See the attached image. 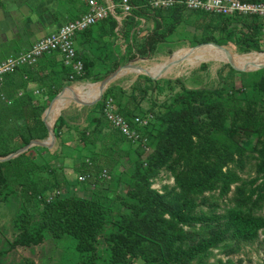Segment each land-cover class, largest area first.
I'll use <instances>...</instances> for the list:
<instances>
[{
	"label": "trees",
	"instance_id": "obj_1",
	"mask_svg": "<svg viewBox=\"0 0 264 264\" xmlns=\"http://www.w3.org/2000/svg\"><path fill=\"white\" fill-rule=\"evenodd\" d=\"M148 1L130 0L134 8L121 27L126 43L122 53L114 44L117 23L111 15L75 35L81 39L76 56L83 64L82 74H75L58 52H51L42 54L33 64L17 66L0 76V156L32 139L47 137V128L41 121L47 104L35 102L32 90L27 88L30 83L48 88L47 98H53L65 86L63 83L100 81L119 62L136 55L159 53L160 45L168 42L177 26L189 18L188 13L203 19L196 25L203 32L192 37V44H233L238 53L264 52V16L207 13L181 4L151 8ZM65 2H71V18L86 11L79 0ZM140 17L151 21L152 28L137 41L134 29ZM91 50L99 54L92 58ZM206 66L201 63L199 68ZM227 67L229 73L224 82L239 75V87L231 81L229 89L181 85L179 91L162 102L159 110L151 106L148 113H134L128 106L131 93L125 96L123 90L109 84L87 113L86 125L77 127L81 146H92V154L80 159L77 166L80 177L85 176L79 183L90 182L94 186L89 197L75 192L58 193L50 199L44 196L49 189L59 191L64 178L46 162L40 166L34 161L31 151L39 146L0 161V192L18 193L21 198L15 217L18 229L15 243L30 246L41 242L45 234L54 239L68 235L74 239L76 250L86 256L77 264H93L99 235L106 232L111 264H137L138 258L143 260L142 264H201L213 249L220 248L228 256L241 242H254L259 232H264V216L257 213L264 203V68L242 72ZM139 78L149 84L153 82L158 91L162 90L158 82L171 90L172 84L181 82L179 78L154 80L138 75L132 92L147 93L148 87L140 86ZM108 98L117 103V112L134 127L137 126L134 117L148 119V124L139 127V140L128 139L112 128L104 114ZM66 121L62 114L55 119L56 139L60 138L63 126L70 128ZM7 122H14L15 143L2 134ZM252 139L253 175L243 178L240 172L245 167ZM96 142L101 144L99 152L93 151ZM121 142H126L129 150H120ZM145 147H152V151L146 154ZM123 153L130 158L131 169L111 173L108 166L114 163L113 157ZM41 169L47 172L46 176L39 174ZM103 169L111 181L106 188H99L97 180H102L99 176ZM161 170L174 179L172 186L164 185L158 191L151 187V181ZM211 192L220 197L231 193L232 205L217 213L216 204L205 195ZM33 212L39 219L34 220ZM19 264L34 263L25 260ZM217 264L233 263L227 258Z\"/></svg>",
	"mask_w": 264,
	"mask_h": 264
},
{
	"label": "rangeland",
	"instance_id": "obj_2",
	"mask_svg": "<svg viewBox=\"0 0 264 264\" xmlns=\"http://www.w3.org/2000/svg\"><path fill=\"white\" fill-rule=\"evenodd\" d=\"M61 1L62 0H60V2ZM68 4L71 5V2ZM188 16L189 18L183 20L177 26L175 33L170 39H168V42L160 45L159 53L143 57L136 55L131 60L121 63L119 62L118 66L127 62H132V64L137 65L131 69L121 70L115 80L110 83L123 90L125 96H128L131 93L132 98L128 101V106L130 109H134V113H148L150 112L149 108L151 106L155 111L159 110L162 102H166L171 94L179 91L181 85L187 88H221L222 86L225 89H229L231 81L236 87H239V75H235L232 80L224 82V78L227 77L229 73L227 65L232 64L236 67H250L264 63V52L252 51L243 54L238 53L233 44H225L223 48H217L218 46L210 44L203 45L209 46V48L200 46L193 50L190 49L191 46L195 45L191 42L192 37L195 35L199 36L203 32L201 27L196 26L203 19H201L202 17H196L195 14L188 13ZM4 25L11 26V20L9 22L4 21ZM141 38L142 36H138L136 39L137 41H140ZM80 40L79 36H76V48L77 45L79 46ZM15 50L16 49L13 50V47L9 49V51H11L10 53H13ZM119 51L122 53V50L119 49ZM91 52V57L92 55L95 56L99 54L98 51L91 50ZM13 54L15 55L16 53ZM5 58H0V62L5 60ZM117 59L119 58L117 57ZM234 61H236L238 65L234 64ZM171 62L177 63L167 67ZM201 63H206V68H199ZM239 71L248 72L245 70ZM139 72H145L149 76L160 75V78L158 79L179 78L181 82L180 84H172L173 90H171L170 87H167L165 83H162V81L158 82V88H162L161 91H158L155 89L153 82L149 84L139 78V85H146L148 91L145 94L140 93L139 91L132 92L131 86L136 77L138 75H143L142 73L138 74ZM219 74H222L221 78L219 77ZM98 81L92 82L88 79L72 81L70 84L63 83L65 86L62 89L65 88V91L68 92L70 88L75 95H73V97H70L69 95L63 97L64 94L61 95L58 97L60 102L57 103V105H53L54 97V99L47 98V96H49L47 95L48 88L39 87V84L37 83H30L27 87L29 90H32L34 100L35 102L40 103L39 105H43V103L48 105V103L51 102V108L48 115L46 114L45 121L48 127H51L53 121H55V119L61 114L67 119L66 122H71L69 123V129L65 126L61 128L59 138L61 141L55 139L54 145L51 148H47V150L43 149L44 147H39L33 148L31 151L34 161L37 162L38 165L41 166L46 162L45 165L56 170V172L64 178V181L60 184L59 191L52 188L45 193L44 196L47 199L54 197L58 193L59 195H65L70 192H75L78 196L89 197L90 191L94 190V186L90 182H86L83 185L79 183L80 171L77 169L80 159L88 158L92 154V146H81L79 131L77 130L78 126L84 127L86 125L85 118L87 113L92 110V105L81 107L76 105L71 99L75 97L82 101L93 100L99 93ZM35 90L38 92L36 93ZM80 91L86 94L80 93ZM88 93L90 95L86 97ZM114 104L117 108V103ZM150 117L151 116L148 115V118ZM13 127L14 122H7L3 125L2 131L3 136L11 143H15L17 140L13 137ZM254 143V139H252V143L247 150L248 158L245 167L243 171L240 172L243 178H248L250 175H253L254 153L251 149L254 146ZM100 148L101 144L96 142L93 151L99 152ZM118 148L124 151L129 150L126 142L119 143ZM150 151H152V147H145L146 154L150 153ZM108 153L110 154L111 151L108 150ZM113 159L114 163H111L108 166L111 173L113 171L115 172V170L121 171L124 169H131L130 158L126 154H119V156H115ZM46 173L47 172L42 169L39 171V174L42 176H46ZM173 179L174 178H172L167 171L161 170L158 176L152 179L151 187L161 191L162 186L164 185L172 186ZM110 181V177L108 178V181L107 179L106 181L98 179L97 187L106 188ZM205 195L209 202H214L216 204L215 210L219 214L223 213L225 208L232 205L230 202L231 193L225 197L218 196L217 192L206 193ZM20 204L21 198L18 193L7 195L4 190L0 192V264H19L25 260L32 261L34 264H77L81 259L86 258L84 254L76 250L74 239L68 235H63L59 239H54L50 235L45 234L43 240L38 244L30 246H20L16 244L15 239L18 235V229L15 228V217L20 208ZM202 209L207 210L208 207L202 206ZM257 213L264 216V203ZM33 215L34 220L39 219L36 212H33ZM105 234L106 232L99 235L93 264H111L110 251L108 243L105 240ZM257 236L258 238L254 242H241L235 252L228 256L225 255L220 248L213 249L211 255L203 258L201 264H217L218 260L225 261L227 258H229L233 264H264V232L260 231Z\"/></svg>",
	"mask_w": 264,
	"mask_h": 264
},
{
	"label": "built area",
	"instance_id": "obj_3",
	"mask_svg": "<svg viewBox=\"0 0 264 264\" xmlns=\"http://www.w3.org/2000/svg\"><path fill=\"white\" fill-rule=\"evenodd\" d=\"M82 2L86 11L80 16L71 18L58 26L55 30L35 40L30 47L15 54L10 55L0 62V76L4 73L11 72L15 67L23 64H33L44 53L58 52L65 64H69L75 74H82L83 64L76 56L75 35L81 32L100 19L111 15L116 20L114 31L120 36L124 50L126 47L125 38L121 32L123 21L130 16L131 10L134 8L130 0H79ZM181 4L190 10H199L207 13H215L222 15L243 14L264 16V2H241L240 0H149L148 5L151 8H167ZM118 10V11H117ZM139 24L134 29L138 36L144 37L152 28V22L146 18H138ZM72 79V75L70 76ZM37 93L38 91L35 90ZM104 114L110 122L113 129L119 131L122 135L133 141L139 140L141 137L139 127L147 123L148 119H140L134 117L137 126L131 123L117 112V108L111 98L105 100ZM101 179L108 180L109 175L103 169L100 176ZM85 176H81L83 181Z\"/></svg>",
	"mask_w": 264,
	"mask_h": 264
},
{
	"label": "crops",
	"instance_id": "obj_4",
	"mask_svg": "<svg viewBox=\"0 0 264 264\" xmlns=\"http://www.w3.org/2000/svg\"><path fill=\"white\" fill-rule=\"evenodd\" d=\"M70 7L65 0L63 4L58 0H0V58L27 49L35 40L71 19ZM10 20L11 26H5L4 21ZM121 39L116 35L114 44L124 52ZM12 47L16 50L10 53ZM63 94V97L75 95L70 88ZM59 102L57 99L53 105Z\"/></svg>",
	"mask_w": 264,
	"mask_h": 264
},
{
	"label": "water",
	"instance_id": "obj_5",
	"mask_svg": "<svg viewBox=\"0 0 264 264\" xmlns=\"http://www.w3.org/2000/svg\"><path fill=\"white\" fill-rule=\"evenodd\" d=\"M210 44L213 45V46H218L220 48H223L224 47V45H219V44H216V43H213V42H208V43H201V44H197V45L191 46L190 49L193 50V49L198 48L200 46L210 45ZM177 62H171L170 64H168L167 67L172 66V65L176 64ZM230 65L234 69H237V70H245V71L257 70V69H261V68L264 67V63L258 64L256 66H250V67H236V66H234L232 64H230ZM136 66L137 65L136 64H132V62H127V63H124L123 65L117 66L113 71H111L110 73H108L103 79H101L100 81H98L99 82V93H98V96L96 98H94L93 100H91V101H82V100H80L78 98H75V97L72 98L71 100L76 105L81 106V107L95 104L101 98L104 90L109 86V84L111 82H113V80H115V78L117 77V75L120 73L121 70L131 69V68L136 67ZM142 74L145 75V76H148L151 79L152 78L153 79L160 78V75H157V76H153V75L152 76H149L146 73H142ZM64 90H65V88L62 89L61 91H59L54 96V98H57L58 96L63 95ZM54 98H52V99H54ZM50 108H51V102L48 103V105L45 107V109L43 110V112L41 114V119H42L41 121L44 122V124H45V126L47 128V132H48L47 138L44 139V140L32 139V140H30L29 143H27L26 145L18 148L14 152L9 153V154H7L5 156H0V161H5V160H9L11 158L17 157L19 154L25 152L26 150H28L30 147H33V146H39V147H44V148H51L54 145V142H55L56 137H55V134H54V131H53V125L51 127H48L47 124H46V122H45L46 121V114L48 115V113L50 111ZM53 124H54V121H53ZM142 263H143V260L141 258H138L137 259V264H142Z\"/></svg>",
	"mask_w": 264,
	"mask_h": 264
},
{
	"label": "bare ground",
	"instance_id": "obj_6",
	"mask_svg": "<svg viewBox=\"0 0 264 264\" xmlns=\"http://www.w3.org/2000/svg\"><path fill=\"white\" fill-rule=\"evenodd\" d=\"M201 47H207V48H209V46H201ZM211 48V47H210ZM217 48H220V47H217ZM234 64H237L236 63V61H234ZM238 65V64H237ZM240 66V65H239ZM153 72V71H152ZM141 73H145V72H139L138 74H141ZM153 73H155V72H153ZM86 91V90H85ZM64 92H65V90H64ZM80 93H83V94H86V93H84V92H81L80 91ZM61 96V95H60ZM59 97V96H58ZM58 97L57 98H55L54 100H53V103H55L56 101H57V99H58Z\"/></svg>",
	"mask_w": 264,
	"mask_h": 264
}]
</instances>
